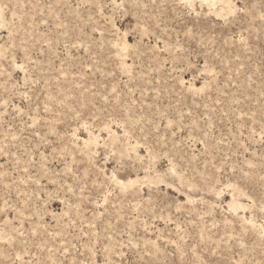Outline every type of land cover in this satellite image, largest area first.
I'll list each match as a JSON object with an SVG mask.
<instances>
[{
  "label": "rangeland",
  "instance_id": "374dc122",
  "mask_svg": "<svg viewBox=\"0 0 264 264\" xmlns=\"http://www.w3.org/2000/svg\"><path fill=\"white\" fill-rule=\"evenodd\" d=\"M0 264H264V0H0Z\"/></svg>",
  "mask_w": 264,
  "mask_h": 264
}]
</instances>
